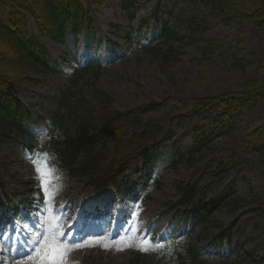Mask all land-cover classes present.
<instances>
[{
	"label": "rangeland",
	"instance_id": "374dc122",
	"mask_svg": "<svg viewBox=\"0 0 264 264\" xmlns=\"http://www.w3.org/2000/svg\"><path fill=\"white\" fill-rule=\"evenodd\" d=\"M157 3L160 4L159 25L153 23L152 17ZM122 5V0H107L102 8H92V27L84 30L79 38L70 35L64 45L43 39L54 73L43 81L40 88L22 97L25 107L30 108L31 119L38 121L30 130L35 137L46 134L49 118L57 111L56 103L64 95H73L83 100L84 104H92L95 88L113 98L114 109L137 112L151 103L172 97H185L192 101L223 97L242 86L259 69L262 42L257 31L249 25H241L230 18L217 22L215 18L208 17L209 8L191 5L189 0L142 2L137 7L134 21L130 22ZM83 6L88 8L86 2H83ZM190 19L199 24L205 23L209 33L197 36L194 44L182 51L177 49L181 55L175 51L177 56L171 57L168 63L161 64L129 41L130 34L139 24L144 26L140 32L143 45L158 43L160 25L170 26L182 36H190L189 31L181 25ZM112 26H116V29H112ZM29 30L40 36L32 20H29ZM203 39L217 42V47L207 57L209 61L204 60ZM90 47L93 50H88ZM92 61L102 65L99 74L94 73L95 67H87ZM80 63L81 68H78ZM82 73H86L83 78H76ZM172 105L180 109L178 114L187 112L182 111L179 103ZM146 118L160 119L164 115L149 114ZM197 124L187 117L174 121L170 142H166L156 155L143 157V161L137 163L143 165L149 161L152 164H148L153 171L150 174L152 181H147L148 176L146 181L142 180L141 173L138 177L132 173L122 185L121 190L126 183L134 186L135 190L130 192L133 201L144 196L149 200L137 212L133 219L135 222L122 229V233L130 232L129 236L118 235L109 244L103 243L106 245L104 248L70 257L69 264H175V254L184 255V249L189 245L202 252L205 264H264V222H258L255 216L258 208L255 197L264 198V173L252 167L254 155L244 151L248 145L247 135L264 127V108L234 115L230 120L232 128L228 137L213 134V125L205 123L202 125L204 132L211 134V138L198 159L171 168L169 162L177 159L176 150L182 153L190 151L194 141L193 128ZM41 132L45 134L38 135ZM57 136H62V133L59 132ZM34 142L32 138L22 141L24 144ZM20 149L13 144L0 143V179L11 193L21 196L23 188L7 178L13 176L17 180H26L32 188L30 158L24 156ZM112 152L113 149L109 154ZM230 155L237 156L235 160L240 162V167L215 185L208 196L209 225L196 223L184 211L171 212L170 207L182 196L180 188L195 183L208 188L211 171L221 158ZM86 183V180L69 179L66 174H58L49 182V195L54 201L75 197L78 193L90 196V190L83 191L87 189ZM135 183L138 184L137 188ZM131 197L122 205L126 215L134 212L135 203L129 204ZM50 199L48 203L54 206L55 202ZM235 201L240 203L238 206L242 209L231 207ZM169 222L172 224L164 232ZM150 225L154 232L148 237L157 238V244L148 243L144 238L145 227ZM135 234L144 238L141 243L135 240ZM167 237L173 241L165 246L162 244L163 238ZM143 247L149 251H142ZM54 257H59V261ZM48 261L50 264H65L64 256L54 251ZM46 262L41 261L40 264Z\"/></svg>",
	"mask_w": 264,
	"mask_h": 264
},
{
	"label": "trees",
	"instance_id": "16d2710c",
	"mask_svg": "<svg viewBox=\"0 0 264 264\" xmlns=\"http://www.w3.org/2000/svg\"><path fill=\"white\" fill-rule=\"evenodd\" d=\"M92 6H102L105 0H86ZM142 0H124L128 10H134ZM194 3L205 0H192ZM206 6L211 8L217 19H224L230 15L234 20L254 27L262 39V60L260 68L242 86L223 97L193 101V117L206 119L215 116L219 111L223 119L244 110H254L264 107V0H208ZM29 20H32L40 33L52 41L63 42L69 26L77 36L86 24H90L92 17L83 7L82 0H0V140L19 137L25 132L27 118L23 109L20 95L41 84L40 78L47 77L51 71L48 67V54L41 40L29 30ZM188 29L196 35L207 33L202 25L195 20L186 22ZM164 41L156 48L148 51L153 56H159L167 63L173 57V43H180L183 47L184 37H180L172 30H164ZM191 39H194L193 37ZM204 55L207 56L213 48L209 40L205 41ZM169 48L168 52L163 47ZM93 99L96 105H88L71 115L74 105L64 96L59 102V109L66 107L70 112L69 122L59 112L53 119L52 128H63L67 140L59 143L58 149L64 155L65 167L74 175H81L104 185L106 179L121 173L127 168L129 158L120 155L122 145L128 142L129 147L144 148L152 142H158L167 134V124L160 120L145 119L151 111H163L166 103L152 105L148 110L137 113H121L112 109V98L106 93L96 91ZM82 108V109H81ZM81 111L84 112H79ZM187 112L188 109H187ZM130 127V134H122V125ZM66 126V127H65ZM217 131L228 135L230 129L226 123L218 125ZM196 152H200L206 138L204 133L198 132ZM202 139V140H201ZM249 145L246 148L254 154L256 161L253 166L264 173V128L252 132L247 136ZM112 144L115 148L113 161L104 173L103 164L106 163L104 149ZM100 145L101 151L97 150ZM196 153H190L193 158ZM83 158V161H80ZM184 159V157H182ZM237 162L223 158L212 173L213 180L220 182L235 169ZM183 198L180 205L189 204L199 199L197 212L205 219L204 191L196 186H186L182 189ZM210 191V190H208ZM259 207L256 215L264 221V200L258 198ZM235 207V206H233ZM200 208L204 209L201 210ZM206 222V220H205ZM190 264H203L204 259L195 248L188 250ZM184 264V263H183Z\"/></svg>",
	"mask_w": 264,
	"mask_h": 264
},
{
	"label": "snow or ice",
	"instance_id": "6c2138e0",
	"mask_svg": "<svg viewBox=\"0 0 264 264\" xmlns=\"http://www.w3.org/2000/svg\"><path fill=\"white\" fill-rule=\"evenodd\" d=\"M45 133L41 132L38 133V135H44ZM47 154V153H46ZM30 162H32L35 165V173H36V179L38 184V189L42 193V196L40 198V203H44L47 196H48V190H47V184H46V176L50 175L49 173L43 172L40 168V166L35 164V157L30 158ZM47 210V209H46ZM59 226H57L58 229ZM48 229H45V232L41 234L40 238L37 240L36 247L39 248L41 244H44L51 248L54 252H61L64 251L60 248V241L58 237L62 236L63 233H60L58 230L56 233L52 234L51 239L48 238ZM35 250V249H34ZM142 251H149L147 247H143L141 249ZM57 261H59V257H54Z\"/></svg>",
	"mask_w": 264,
	"mask_h": 264
}]
</instances>
